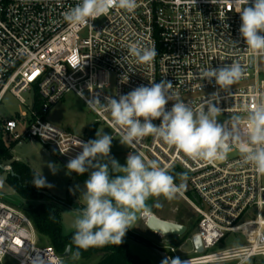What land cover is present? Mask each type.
Listing matches in <instances>:
<instances>
[{
    "label": "built area",
    "instance_id": "obj_1",
    "mask_svg": "<svg viewBox=\"0 0 264 264\" xmlns=\"http://www.w3.org/2000/svg\"><path fill=\"white\" fill-rule=\"evenodd\" d=\"M80 0H0V105L7 93L21 104L32 96L27 111L3 119L11 140H36L69 161L81 149L76 140L95 139L92 129L75 134L51 123L50 110L74 93L121 139L110 112L94 110L90 101L119 99L136 87L171 81L175 98L193 108L206 106L214 82L204 80V68L240 63L244 74L214 99L222 108L218 121L240 117L241 135L253 104L264 100V52L249 49L240 37L239 0H137L132 12L112 8L84 26H72L64 14ZM232 42H236L234 45ZM155 48L151 62H138L130 48ZM172 101L166 105L172 106ZM1 119V118H0ZM2 120V119H1ZM159 124L160 121H153ZM131 152L184 176L178 192L199 216L196 233L204 250L180 260L189 264H264V175L245 164L233 146L224 160H193L154 136L132 145ZM5 171L10 172L7 164ZM180 185V184H177ZM4 186L1 179L0 190ZM190 193V195H189ZM0 192V264H60L61 254L38 243L29 216L8 204ZM229 236L243 243L214 251ZM175 252L174 248H171ZM165 264V263H162ZM171 264V263H170Z\"/></svg>",
    "mask_w": 264,
    "mask_h": 264
},
{
    "label": "clouds",
    "instance_id": "obj_2",
    "mask_svg": "<svg viewBox=\"0 0 264 264\" xmlns=\"http://www.w3.org/2000/svg\"><path fill=\"white\" fill-rule=\"evenodd\" d=\"M239 3L247 5L238 11L240 37L249 49L264 52V0H239ZM136 7L137 0H80L64 14V20L72 26H84L112 8L132 12ZM130 53L142 63L151 62L157 54L155 48L139 45L131 46ZM243 74L244 68L237 62L204 68L201 77L214 82L217 90L210 94L206 106L198 109L174 99L173 84L168 80L141 85L119 99L105 97L102 103L96 98L89 103L94 110L110 112L113 125L122 130L123 145L154 136L190 159L209 162L224 160L235 146L243 162L264 175V100L253 104L249 111L246 135H241L240 117H234L230 124L218 121L222 108L214 98L221 89L227 90L240 81ZM169 101L173 103L167 109ZM156 120L160 123L155 124ZM112 141V135L100 131L87 142L77 139L81 151L66 165L67 170L78 175L89 173L81 189L84 207L77 211L73 222L72 244L77 249L120 245L127 231L135 227L138 214L151 212L147 204L150 198L163 196L172 200L183 187L182 183H175L167 168L146 162L134 152H129L126 164L121 165L110 155ZM105 158L109 163H101ZM47 166L56 173L55 164L49 162ZM32 183L38 189L53 187L43 174L34 175ZM171 264L182 262L176 258ZM241 264H245L243 258Z\"/></svg>",
    "mask_w": 264,
    "mask_h": 264
},
{
    "label": "rangeland",
    "instance_id": "obj_3",
    "mask_svg": "<svg viewBox=\"0 0 264 264\" xmlns=\"http://www.w3.org/2000/svg\"><path fill=\"white\" fill-rule=\"evenodd\" d=\"M23 97L27 100V104H21L14 95L7 93L0 105V118L2 120L11 117L16 118L19 112L27 111L31 104L32 96L23 94ZM47 119L56 126L75 134L90 132L93 126L101 133L112 134L111 128L106 124H96L95 113L74 93L66 94L63 99L50 110ZM3 140L8 146L14 142L6 133L3 135ZM11 152L15 160L27 164L38 174H43L48 183L53 185V187H46L47 196L42 200L22 199L7 185L8 173L1 169V179L4 186L0 192L6 197L8 202H12L9 204L13 208L26 214L25 210H27L30 205L43 203L49 211L59 215L61 230L64 235H69L75 231L73 222L78 210L65 205L60 200L70 199L78 206L84 207L81 189L89 173L78 175L75 172H70L59 160L56 150L47 148L36 140L23 141L21 143L16 142ZM129 152L131 151L128 145L121 144L120 138L118 137L113 138L110 152L111 157L115 158L121 165H125ZM49 162L56 165L57 171L55 174L48 168L47 165ZM101 163H109V161L105 158ZM7 164L9 163L4 162L3 166ZM147 204L151 209L150 213L155 214L161 219L185 225L187 227V232L182 236L172 235L163 237L156 234L147 227L146 217L143 216V212H141L138 214L139 219L136 221L135 227L129 229L123 238V241L128 243L130 251L140 259L148 260V264H162L166 262L164 258L159 257L158 251L155 248L167 253L171 260L176 258L182 260L192 256L194 245L191 238L197 231L199 216L187 200L177 193L172 200L165 199L163 196L158 198L152 197L147 201ZM129 233L139 235L149 245L129 237L127 235ZM37 235L40 245L51 246L48 238L38 233ZM243 240L244 239L239 237L234 238L233 236H229L214 247L213 250L218 251L233 245H239L243 243ZM171 248H174L175 252H172ZM102 256L103 254L100 253L83 258L76 256L71 251L70 255L63 258L60 264H99L102 260ZM258 262L259 260H253L246 264H256ZM2 264L16 263L10 258H5Z\"/></svg>",
    "mask_w": 264,
    "mask_h": 264
},
{
    "label": "trees",
    "instance_id": "obj_4",
    "mask_svg": "<svg viewBox=\"0 0 264 264\" xmlns=\"http://www.w3.org/2000/svg\"><path fill=\"white\" fill-rule=\"evenodd\" d=\"M3 120L0 119V165H3L4 162L9 163L12 170L8 173L7 185L12 188V190L20 196L22 199L26 200H42L47 196V189L34 186L32 179L34 175H38L27 164L15 160L12 155V148L15 145V141L12 142L10 146L6 145L3 140L4 130H3ZM95 126L92 129V137L95 134ZM111 168V165L109 164ZM1 169V168H0ZM14 175H13V174ZM175 178L176 184H181L183 180L181 177L183 175L178 174L175 170L169 172ZM190 195V193H189ZM4 200L9 204L6 197ZM65 205H68L76 210H79L83 207L78 206L73 200L61 199ZM26 214L31 219L34 228L37 233L41 236L48 238L51 246L56 250L57 253L63 254L68 246H71V251L78 257H88L95 254L102 253V260L99 264H148V260H142L137 255L133 254L130 251L128 243L122 242L120 245L108 244L105 246H96L90 247L87 250L77 249L74 244H72L73 233L69 235H64L61 230L60 218L59 215L55 212L49 211L43 203H38L35 205H30ZM129 237L143 243L147 244L142 237L137 234L129 233ZM149 245V244H147ZM78 253V255H77Z\"/></svg>",
    "mask_w": 264,
    "mask_h": 264
},
{
    "label": "water",
    "instance_id": "obj_5",
    "mask_svg": "<svg viewBox=\"0 0 264 264\" xmlns=\"http://www.w3.org/2000/svg\"><path fill=\"white\" fill-rule=\"evenodd\" d=\"M59 160L65 166L68 163L66 160H64L62 158H59ZM0 168L5 170L6 167L3 165H0ZM146 225L151 231H153L156 234H159L163 237L172 236V235L182 236L187 232V227L185 225L179 224V223L174 222V221L161 219L152 213L149 216H147ZM191 240L193 242V245H194L196 252L202 253L204 250V247H203L202 240H201L199 234L195 233L192 236ZM155 249L164 256V260L167 262V264L171 263L172 260L167 253L162 252L157 248H155ZM70 253H71V246H68L67 249L65 250V252L63 254H61V257L66 258L70 255Z\"/></svg>",
    "mask_w": 264,
    "mask_h": 264
},
{
    "label": "crops",
    "instance_id": "obj_6",
    "mask_svg": "<svg viewBox=\"0 0 264 264\" xmlns=\"http://www.w3.org/2000/svg\"><path fill=\"white\" fill-rule=\"evenodd\" d=\"M144 214V213H143ZM142 214V215H143ZM158 255H159V257H161V258H164V256L160 253V252H158Z\"/></svg>",
    "mask_w": 264,
    "mask_h": 264
},
{
    "label": "bare ground",
    "instance_id": "obj_7",
    "mask_svg": "<svg viewBox=\"0 0 264 264\" xmlns=\"http://www.w3.org/2000/svg\"><path fill=\"white\" fill-rule=\"evenodd\" d=\"M150 214H151V213H148L147 215H146V214H143V216H145V217L147 218V216H149ZM145 217H144V218H145Z\"/></svg>",
    "mask_w": 264,
    "mask_h": 264
}]
</instances>
